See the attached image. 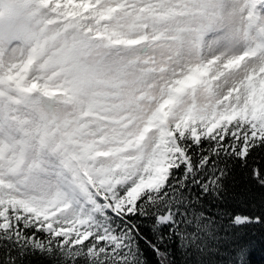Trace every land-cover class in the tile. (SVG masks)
Returning <instances> with one entry per match:
<instances>
[{"label": "snow or ice", "instance_id": "1", "mask_svg": "<svg viewBox=\"0 0 264 264\" xmlns=\"http://www.w3.org/2000/svg\"><path fill=\"white\" fill-rule=\"evenodd\" d=\"M256 225L264 0H0V264H250Z\"/></svg>", "mask_w": 264, "mask_h": 264}, {"label": "trees", "instance_id": "2", "mask_svg": "<svg viewBox=\"0 0 264 264\" xmlns=\"http://www.w3.org/2000/svg\"><path fill=\"white\" fill-rule=\"evenodd\" d=\"M243 187V182L238 177L236 191L242 192ZM243 199V196H238L235 199H230L229 203L232 207L247 209L249 205L244 204L242 202ZM141 229L143 235L147 237V239L155 241L150 222L144 221L141 225ZM246 231L247 235L245 236V239L250 241V251L248 256L250 264H264V225H256ZM140 244L145 257L148 260V264H158L156 254L148 244L144 240H141ZM172 258L174 264H185V256L177 243L172 244Z\"/></svg>", "mask_w": 264, "mask_h": 264}]
</instances>
